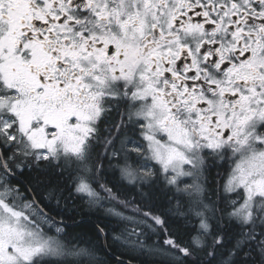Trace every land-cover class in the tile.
Wrapping results in <instances>:
<instances>
[{
	"label": "snow or ice",
	"instance_id": "1",
	"mask_svg": "<svg viewBox=\"0 0 264 264\" xmlns=\"http://www.w3.org/2000/svg\"><path fill=\"white\" fill-rule=\"evenodd\" d=\"M126 257L264 264V0H0V264Z\"/></svg>",
	"mask_w": 264,
	"mask_h": 264
},
{
	"label": "trees",
	"instance_id": "2",
	"mask_svg": "<svg viewBox=\"0 0 264 264\" xmlns=\"http://www.w3.org/2000/svg\"><path fill=\"white\" fill-rule=\"evenodd\" d=\"M20 180H22L25 184L27 183V181L25 180L24 177H21ZM45 203H48V202L45 201ZM41 206L43 207V205H41ZM50 207L53 209V211L50 214L55 217L57 222H59L61 220V217L56 215V212H55V201L51 202ZM45 210L48 211V209H45ZM81 215L91 216V219L87 220L84 223H81V216L78 215L76 217V223L75 224L72 221H67L66 220L64 222V224H59L58 226L65 227V225H67V227L65 228V231L71 233L72 235H75V234L81 232L82 230L91 229L93 224L97 222V215L98 214L95 213V212H91L90 213L86 208H85L84 212ZM101 219H103L102 216H101ZM77 225H79V227H77ZM188 226H189V228H193V227H195V223L194 222L190 223ZM48 228H49V226L47 225L46 229H48ZM53 230L54 229L52 227L50 233H54ZM98 243L100 245H102V246H105V248H106L105 242L103 240L99 241ZM109 243H110V241H109ZM221 251L223 252L224 249H222ZM97 256L100 259H107V257L104 256L103 252H98ZM133 256H134V254H133ZM125 264H139V260H137L135 258H132V257H126Z\"/></svg>",
	"mask_w": 264,
	"mask_h": 264
},
{
	"label": "flooded vegetation",
	"instance_id": "3",
	"mask_svg": "<svg viewBox=\"0 0 264 264\" xmlns=\"http://www.w3.org/2000/svg\"><path fill=\"white\" fill-rule=\"evenodd\" d=\"M225 167H227V165H225ZM217 170L218 169H213V175H215V173H216ZM21 183L25 184L22 180H21Z\"/></svg>",
	"mask_w": 264,
	"mask_h": 264
},
{
	"label": "rangeland",
	"instance_id": "4",
	"mask_svg": "<svg viewBox=\"0 0 264 264\" xmlns=\"http://www.w3.org/2000/svg\"><path fill=\"white\" fill-rule=\"evenodd\" d=\"M47 226V225H46ZM46 226H45V228H46ZM53 231H54V233H49V234H55V227H53ZM47 230V229H46Z\"/></svg>",
	"mask_w": 264,
	"mask_h": 264
}]
</instances>
